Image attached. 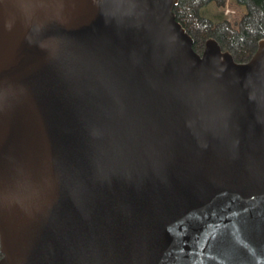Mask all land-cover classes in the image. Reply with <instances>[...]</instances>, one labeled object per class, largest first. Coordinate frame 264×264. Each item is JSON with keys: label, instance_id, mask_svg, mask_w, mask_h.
Here are the masks:
<instances>
[{"label": "water", "instance_id": "95a60500", "mask_svg": "<svg viewBox=\"0 0 264 264\" xmlns=\"http://www.w3.org/2000/svg\"><path fill=\"white\" fill-rule=\"evenodd\" d=\"M179 2L0 0V264H264V39Z\"/></svg>", "mask_w": 264, "mask_h": 264}, {"label": "trees", "instance_id": "16d2710c", "mask_svg": "<svg viewBox=\"0 0 264 264\" xmlns=\"http://www.w3.org/2000/svg\"><path fill=\"white\" fill-rule=\"evenodd\" d=\"M227 0H180L175 8L177 21L193 37L194 49L204 52L209 39H215L224 51H229L236 62H249L256 53L259 42L264 39V0H235L246 9L238 28L229 20L214 22L201 15V10L214 2L218 7L226 6ZM2 254L0 250V260Z\"/></svg>", "mask_w": 264, "mask_h": 264}, {"label": "rangeland", "instance_id": "374dc122", "mask_svg": "<svg viewBox=\"0 0 264 264\" xmlns=\"http://www.w3.org/2000/svg\"><path fill=\"white\" fill-rule=\"evenodd\" d=\"M245 13L246 9L237 6L235 0H227L226 6L223 8L212 2L201 10V15L204 18H209L214 22H219L223 19L229 20L235 28H238V24Z\"/></svg>", "mask_w": 264, "mask_h": 264}]
</instances>
